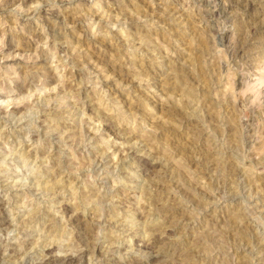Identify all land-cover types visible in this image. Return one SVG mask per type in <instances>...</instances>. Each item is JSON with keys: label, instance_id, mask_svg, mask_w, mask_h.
<instances>
[{"label": "rangeland", "instance_id": "374dc122", "mask_svg": "<svg viewBox=\"0 0 264 264\" xmlns=\"http://www.w3.org/2000/svg\"><path fill=\"white\" fill-rule=\"evenodd\" d=\"M78 217L82 264H264V0H0V264Z\"/></svg>", "mask_w": 264, "mask_h": 264}, {"label": "bare ground", "instance_id": "6f19581e", "mask_svg": "<svg viewBox=\"0 0 264 264\" xmlns=\"http://www.w3.org/2000/svg\"><path fill=\"white\" fill-rule=\"evenodd\" d=\"M24 1H26V0H24ZM234 50H235V48H234ZM237 50L239 51V47ZM17 108H19V107H14V111H16ZM72 223H73L75 229L77 230V232L81 230L83 233L82 234L83 238L81 236V238H82L81 240L83 242L82 244L85 245V247L82 248L81 252L78 255H77V253H78V251H77L76 255H72V254L68 253V254L63 255L62 257H57V255L52 253V251H45L44 255L47 256L46 259L42 262L37 263V264H82V262H83L82 260L85 258L86 255L89 254V251H90L88 248V242H87L89 232L86 233V231L84 229V226H85L84 225V219L78 217V218H75ZM77 235H78V233H77ZM150 247L151 246L148 245V248H150ZM0 256H1V254H0ZM113 264H116V263H113Z\"/></svg>", "mask_w": 264, "mask_h": 264}]
</instances>
